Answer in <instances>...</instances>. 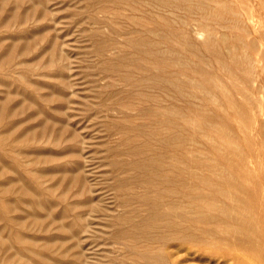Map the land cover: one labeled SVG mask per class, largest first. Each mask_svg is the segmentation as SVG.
Instances as JSON below:
<instances>
[{"label":"rangeland","instance_id":"rangeland-1","mask_svg":"<svg viewBox=\"0 0 264 264\" xmlns=\"http://www.w3.org/2000/svg\"><path fill=\"white\" fill-rule=\"evenodd\" d=\"M179 1L0 0V264H145V248H164L182 264H234L221 255L218 231L208 236L205 253H177L173 243L149 238L156 230L118 233L149 213L132 196L147 191L146 183L133 180L142 175L133 161L148 162L159 152L167 160L168 153L180 151L224 166L238 179L244 178L236 165L243 157L253 159L250 190L240 195L252 203L244 214L258 247L236 251L247 264H264V143L256 129L264 115L255 112L257 101L264 110V80L260 92L254 89L255 77L264 73V0H204L200 10ZM216 4L217 14L211 10ZM237 11L242 19L236 23ZM160 18L175 33L162 45L177 51L167 71L193 94L187 99L146 83L147 73L157 70L127 41L135 34L158 39L147 29ZM201 24L219 27L217 39L226 37L217 44V56L202 45L205 35L195 33ZM135 64H145V71ZM246 64L253 66L249 76ZM207 75L216 77L226 97ZM246 101L247 109L237 111ZM164 107L176 110L173 126L159 124L157 112ZM168 134H181L182 150L161 145ZM203 172H193L189 182ZM206 193L217 201L212 190ZM215 239L217 253L208 252Z\"/></svg>","mask_w":264,"mask_h":264},{"label":"bare ground","instance_id":"bare-ground-1","mask_svg":"<svg viewBox=\"0 0 264 264\" xmlns=\"http://www.w3.org/2000/svg\"><path fill=\"white\" fill-rule=\"evenodd\" d=\"M158 1L164 4H172L171 2L174 0H156L157 3ZM183 1L184 3L186 2V4H188L187 7L189 9H191L192 7H196L200 10L203 9L206 5L204 0H195L194 3H191L194 0H180L179 2L183 3ZM211 10L215 14H217V4L214 5ZM219 13L220 12H218V14ZM233 14L236 23L237 21L239 22L240 19H242L241 12L237 11L234 12ZM222 15L224 14L222 13ZM160 19H161L160 24L157 23V25L155 24L151 28L149 27L150 29H147L151 33H153V35H158L157 37L158 39L155 40H159V41H155V40L152 41L151 39L144 36H140V35L136 36V34L134 37L130 36V38H128L129 36L127 35L128 36L127 41L129 44L133 46V48L138 54L140 53L144 54L146 57L151 59L150 62H152L151 64L152 68H156L157 70V72L151 75L147 73V79H145L146 83L148 82L150 84L154 83L155 85H158L159 87L165 89L169 87L172 92L173 91L175 92L176 95L181 97H186L187 99L189 98V96H192L193 94L191 92H185L184 91L185 89L182 88L181 86L183 84L179 81V79L175 77L173 74L171 75V73L167 71L169 60L171 59L172 55L175 53L176 49H174L172 46L169 45H167L166 47H163L162 45L164 43H169L171 37L174 36L175 33L174 31H172L173 29H171V25L167 20V18H160ZM200 26H201L200 28H198L197 26V28L194 30L195 33L200 36L201 35L203 36V34L205 35L202 38L203 39L202 45L204 46V48L211 50L217 56L218 54L217 44L218 43L225 44L227 41L226 37L223 35L222 37L217 39L216 29L219 27L214 29L208 27V25L204 26V24H201ZM179 36H181V38L182 37L185 38L184 41L185 44L188 45L190 48H192L193 43L188 40L187 36L184 33H179ZM112 39L113 38H111V40ZM97 45H100V43ZM236 49L237 47L236 45H234L232 51L236 53L237 52ZM244 59L247 62L248 61L250 62L249 58H244ZM138 62L140 63V60ZM238 62H241V60H236L235 64H237ZM251 65L252 64H246L245 69H246V74L248 76L251 73V71H253L252 70L253 66ZM143 66L145 67V64L144 65L135 64V68L138 72L145 71L144 69L146 67L143 68ZM206 79H208V81L213 84L214 89H217V85L219 86V84H217L216 77L207 75ZM262 80H264V73L260 71L257 77H255L254 79V82H257L256 83L257 87L254 86L255 87L254 89L257 92H260V90L262 89V84H260L262 83ZM197 85L198 88H201L202 86L201 83H198ZM192 87L195 86L192 85ZM225 90H226L225 88L219 86V93H221V95L222 94L223 96L226 95ZM246 91H242L241 93H244ZM207 94H208L207 96L211 97L212 100L215 99V94L213 92L207 90ZM229 99L231 98L229 97ZM229 99H227L229 106L235 109L236 104ZM255 103L258 105L255 112H258L259 115H264V110H262L261 107L262 102L257 101ZM246 104H248L247 101L245 102V104H240L239 108L237 107L236 110L237 111L246 110L247 109ZM249 106L252 107L254 106V104H250ZM6 107L9 108L8 105ZM196 110L198 112H201V107H196ZM175 112L176 110L173 109L172 107H167V108L164 107L162 111L157 112V114L159 115L158 116L159 124L166 127L173 126L174 123L171 120V115H174L173 113ZM254 120H257V118L255 117ZM184 123L185 125H188L190 124V121L186 119ZM256 127L255 128L261 134V138H259V141L261 143H264V120H262V122L257 124ZM249 132L251 133V129H249ZM0 137H2V135H0ZM161 142H162L161 145H163L164 147L175 146L182 150L183 140L181 134L180 135L168 134L162 136ZM138 150L139 149H137V151ZM132 151L135 152L134 148L132 149ZM249 163H253V159L243 157V159H241V162H239L236 165V169L239 171V174L242 175L244 178V179H238L236 176H233V174L229 172L224 166L222 167L217 166V164L213 165L210 163L208 159L205 158H200V157L187 158V155L185 156V152H181V151L180 154L168 153L167 160H165L163 154L159 152L153 158H150L148 162L146 160H142V161L138 160L136 162L133 161L132 165L134 166L132 168L142 172L140 178L137 175H135L133 180L137 182L142 181L146 183L147 191H144L142 193H134V195L132 196H134L137 200H140L142 204L145 205L146 210L148 209L147 211L149 213L148 216L143 220H141L139 223L132 222L128 229H124V231H120L119 229L118 233L127 232L130 235L133 234L136 235L137 231L147 230V229L150 231L156 230L157 233L149 236V238L160 241L162 244L173 243L175 252L177 253L180 250L183 249L189 250L191 248H194L195 250H202V252L205 253L207 251L206 241H208L209 239L208 236L211 235L212 233H217L218 231V235H219L218 240H220V244L223 243L220 245V247L222 248L221 255L224 258L231 260L234 264H247L248 263L247 260L244 257L237 254L236 250L237 248H245L248 250H253L256 247H258L254 242L253 234H255V229L253 227L251 228V223H249L250 217L249 215L244 214V212H248V209L251 207L252 203H248L245 197L242 194L240 195L242 191L248 192L250 190L249 184L246 181L247 179H249V177L252 174L250 168L248 167ZM189 164L195 166L194 171L192 170ZM157 169L159 170L158 174L155 173ZM198 169H203L204 172L196 177L197 181H195L194 183L189 182L188 180L189 177L193 176ZM207 173H209V175H207ZM212 174L217 175L216 176L217 179L213 178ZM120 188L122 189V187ZM43 190L44 188L42 189V191ZM149 190H151V192H148ZM206 190H212L214 193H216L217 201L213 199H209L207 197ZM0 198L2 197L0 196ZM260 203L262 206H264V191H262ZM210 208H214L217 211V214L208 213L209 212L208 210ZM230 235L231 237L228 238ZM261 236L262 234L260 235V237ZM17 239L22 240V237L19 236ZM212 245L215 246H212L213 248H210L208 252L217 251V239H215V241L212 242ZM143 250L144 251L142 252V256L143 259L146 261L145 264H182L181 260H179L178 257H175L173 255L174 253L166 251L164 250V248H145ZM195 256L196 253L194 257Z\"/></svg>","mask_w":264,"mask_h":264}]
</instances>
